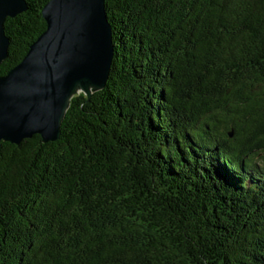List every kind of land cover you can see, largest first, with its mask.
Listing matches in <instances>:
<instances>
[{
    "label": "trees",
    "instance_id": "trees-1",
    "mask_svg": "<svg viewBox=\"0 0 264 264\" xmlns=\"http://www.w3.org/2000/svg\"><path fill=\"white\" fill-rule=\"evenodd\" d=\"M49 1L5 22L0 75ZM105 5V88L1 143L0 264H264V0Z\"/></svg>",
    "mask_w": 264,
    "mask_h": 264
},
{
    "label": "water",
    "instance_id": "water-1",
    "mask_svg": "<svg viewBox=\"0 0 264 264\" xmlns=\"http://www.w3.org/2000/svg\"><path fill=\"white\" fill-rule=\"evenodd\" d=\"M27 11L26 0H0V66L9 56L5 22ZM42 15L46 30L0 75V150L34 135L58 141L73 97L83 93L88 102L109 79L114 45L105 0H50Z\"/></svg>",
    "mask_w": 264,
    "mask_h": 264
}]
</instances>
